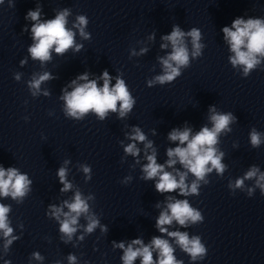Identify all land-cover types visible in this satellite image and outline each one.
<instances>
[{"label": "clouds", "instance_id": "9594fccd", "mask_svg": "<svg viewBox=\"0 0 264 264\" xmlns=\"http://www.w3.org/2000/svg\"><path fill=\"white\" fill-rule=\"evenodd\" d=\"M3 3V0H0ZM69 11L67 9L57 13L54 19L47 20L45 22H38L32 25V39L34 43L28 48V52L31 54L32 59L39 60L42 63L51 59L50 50H53L57 54H63L67 49L74 45L75 33L66 27L67 16ZM40 16L39 9L33 11L29 10L25 19H31L32 21H38ZM77 24L74 27H78L80 35L84 38H88V34L84 31L89 23L87 16L79 15L76 17ZM225 41L230 46V51L234 55L229 57V60L233 67L242 66L243 75L247 77L251 70L255 69L260 64L258 57H264V20L259 18H249L247 20L243 18H236L233 20L231 27L224 26L222 28ZM191 38L192 51L191 56L193 58L201 54V49L204 47L200 43L201 33L200 30L193 27L188 32L183 31L179 25H173L169 34L163 35L162 40L171 44L172 51L166 57L160 58V63L163 66V74L158 75L154 80L148 81V87H152L154 83L161 85L166 82L174 81L180 76V68L189 66V50L185 43V37ZM81 45H76V49L79 50ZM161 48H167L168 43L160 45ZM146 51L145 49L141 50ZM23 63V61H21ZM51 78L50 73H44L42 75L33 76L29 81L30 89L34 90L33 95H36L40 90L42 82ZM15 79H19L17 75ZM77 79L86 81L85 83L76 85V81L73 80L72 84L76 85L71 92H65L63 99L66 103V114L77 119H81L84 114L89 111L95 112L97 116L103 120L109 111H117V103L119 102V115L124 117L129 113L135 100L132 98L125 81L119 77L116 78L114 86L110 87L111 77L107 71H104L101 79L103 80V86L98 87L95 80H89L87 73L79 76ZM47 94V93H45ZM211 115L209 116L212 122V127H203L195 135L191 134L190 128L173 129L168 134V139L171 141H179V145L175 148H169L167 150L168 160L166 161L168 167H171L177 163L184 166L188 172L192 173L197 179L190 185H186L185 179L187 173L177 172L173 175L171 172L165 171V165L158 164L156 161L155 152L151 155H147L148 163L144 165L143 172L145 173L144 179L151 180L158 177L155 188L160 193L173 192L176 189L180 190L181 195L198 194L199 181L205 179L207 173L215 169L218 173H223L224 165L221 164V156L216 154V149L213 147L217 144L218 134L228 128L230 122L235 118L232 113L220 114L216 113L212 107L209 109ZM251 144L253 147H259L261 144V134L252 130L250 133ZM133 141L143 142L146 137L141 130L136 127L133 128V134L130 136ZM186 146H180L185 145ZM145 147H152L149 142ZM124 151L128 154L136 156L139 154V149L135 143L128 144ZM211 165V167H209ZM85 174L90 173L89 166H83ZM259 173V175H258ZM177 175L179 179L177 180ZM58 176L60 183L64 185L62 192L71 189V183L66 181V169L61 167L58 170ZM255 178V187L261 190V194L264 195V172H259L257 167H252L242 178H238L235 184H229V188L234 190L236 188H243L245 180H251ZM207 183V181H205ZM32 181L29 180L27 174H22L18 169L9 167L5 169L0 166V197H9L16 200L24 198L30 191L29 185ZM255 191V188L248 189V196L251 197ZM68 211L64 212L63 207H57L51 205L52 215L59 221V231L63 233L68 240L67 243L73 237V234L77 231L75 225H77L78 218L82 214L89 212V205L79 191L76 192L72 202L64 201V205ZM10 212V206L0 203V231L3 232L5 238L12 235L13 229L9 226L8 213ZM63 215V219H61ZM89 223L86 232L91 233L98 226L99 221L94 217H88ZM175 220L179 225L185 226L189 221L192 224L197 222L203 223L204 216L201 211L196 210L190 206L188 200H175L174 202L167 204V211L161 212L158 220L156 221V227L161 233H167L168 236L174 237L176 243L180 249L186 252L193 261L203 260L207 255V248L205 244L201 243L200 236H193L189 238L187 232H168L164 225H171ZM106 227L102 226V231H106ZM12 239H6L5 248H7ZM83 239V237H81ZM116 247L123 250V256L121 257L123 264H133V262L139 257L141 264H183V261L178 260L174 256L175 249L169 243L167 239L161 237H153L151 243L145 245L141 239H134L125 247L123 241L116 244ZM138 246V247H137ZM153 250H157L158 258L154 261ZM36 259H42L40 254H32ZM69 264H75L76 257L72 254L68 256ZM5 264H8L6 261Z\"/></svg>", "mask_w": 264, "mask_h": 264}]
</instances>
